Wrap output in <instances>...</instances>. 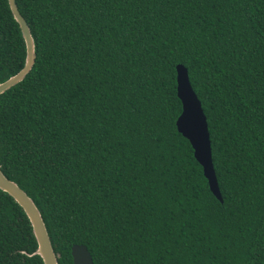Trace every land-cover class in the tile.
<instances>
[{
  "label": "trees",
  "instance_id": "1",
  "mask_svg": "<svg viewBox=\"0 0 264 264\" xmlns=\"http://www.w3.org/2000/svg\"><path fill=\"white\" fill-rule=\"evenodd\" d=\"M34 44L0 94V170L57 264H264V0H14ZM24 43L0 0V81ZM206 118L222 201L175 129V64ZM0 190V264H42ZM24 251L25 253H22Z\"/></svg>",
  "mask_w": 264,
  "mask_h": 264
},
{
  "label": "water",
  "instance_id": "2",
  "mask_svg": "<svg viewBox=\"0 0 264 264\" xmlns=\"http://www.w3.org/2000/svg\"><path fill=\"white\" fill-rule=\"evenodd\" d=\"M10 13L17 23L24 43V61L22 67L13 75L0 81V94L23 78L29 71L34 58V44L28 26L18 12L14 0H7ZM175 69V93L180 102V112L175 119L176 131L184 137L191 149L194 159L201 167L202 175L207 181L209 191L221 202L210 152V141L205 115L200 101L188 81L186 68L177 63ZM0 190L7 193L23 210L35 240L36 247L27 255H37L42 264H57L55 253L37 207L32 199L0 170ZM22 253H25L22 251ZM71 264H93L90 253L82 244L70 246Z\"/></svg>",
  "mask_w": 264,
  "mask_h": 264
}]
</instances>
